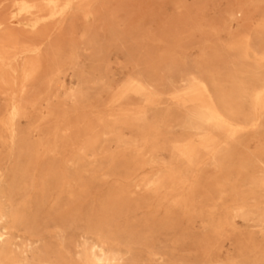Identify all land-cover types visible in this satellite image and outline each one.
I'll return each mask as SVG.
<instances>
[{
	"label": "rangeland",
	"instance_id": "374dc122",
	"mask_svg": "<svg viewBox=\"0 0 264 264\" xmlns=\"http://www.w3.org/2000/svg\"><path fill=\"white\" fill-rule=\"evenodd\" d=\"M14 8L12 0H0V19L41 53L39 71L24 93L15 94L26 110L18 122L21 127L39 123L47 145L53 143L56 126L61 137V177L56 180L50 172L49 155L43 194L31 192L32 201L45 202L41 237L46 258L85 264L83 257L94 240L90 231L99 230L106 248L122 256L120 264H222L233 258L257 263L264 236L254 218L264 209V191L254 181L264 173L263 127L223 145L217 163L207 159L190 171L168 152L146 153L143 159L136 150L145 137L163 144L194 136L185 123L188 110L169 94L192 73H230L247 65L237 51L225 49L227 43L249 38L252 49L263 51L264 0H84L37 31L26 26V17L10 19ZM239 8L244 10L241 16L236 14ZM130 78L158 93L154 105L131 93L114 101ZM13 96L0 87V119ZM137 106L145 114L136 125L106 130L98 121L103 117L110 124V114ZM251 116L247 99L238 117L248 121ZM95 134L96 143L80 152L83 140ZM36 138L30 135L31 141ZM21 151L17 143L12 158L0 161L1 201L14 204L24 198L12 183ZM169 165L183 170L185 178H198L199 186L187 201H175L168 188L154 191L144 185L148 178L165 175ZM240 201L258 204L252 219L232 218ZM222 219L233 225L216 237L213 228ZM24 232L17 226L13 234ZM212 245L216 248L208 252Z\"/></svg>",
	"mask_w": 264,
	"mask_h": 264
},
{
	"label": "bare ground",
	"instance_id": "6f19581e",
	"mask_svg": "<svg viewBox=\"0 0 264 264\" xmlns=\"http://www.w3.org/2000/svg\"><path fill=\"white\" fill-rule=\"evenodd\" d=\"M84 0H12L14 10L10 19L26 17V26L37 31L45 22L65 16L74 4ZM239 8L236 14L243 15ZM90 13H86L88 17ZM0 87L7 88L13 93V98L6 110V116L0 119V146L5 153L0 154V161L12 158L14 147L20 144L21 153L15 164L12 180L14 191L24 196L22 201L12 203L1 201L0 195V264H59L46 258L47 248L42 245L41 232L43 222L44 201H32L31 192L43 194L46 172L44 161L50 155L53 158L51 173L58 180L63 173L60 166L59 128L53 132V143L47 145L39 123L21 127L18 120L26 115V110L16 98V92L24 93L28 83L40 69V47L20 41L18 35L8 31L4 20L0 19ZM225 49L237 51L240 58L248 64L230 73H216L211 75L191 74L190 78L180 87L169 94L170 99L179 107L186 108V125L195 131L193 137L178 138L169 143H152L148 137L143 138L137 147V154L145 158L146 153L155 151L168 152L174 162L185 163L184 171H190L201 165L207 159L218 161L223 154L221 147L228 146L248 131L264 128V50L257 52L251 48L249 38L238 43L231 42ZM21 58V64L17 61ZM143 97L145 104L154 105L158 93L138 78H130L118 91L114 101H118L126 94ZM249 100L251 119L241 121L238 117L243 101ZM143 107L119 108L109 115L110 124L103 117L98 121L104 129L111 130L116 124L136 125L143 120ZM108 125H107V124ZM153 129V127H151ZM157 130H155L156 132ZM32 133L37 134L35 140L30 139ZM97 141V134L83 140L79 150L85 153ZM145 162L140 161L139 165ZM4 171L0 164V184ZM166 182L168 185H166ZM144 185L154 191L168 188L174 192L175 201H187L199 186L198 178L192 180L183 176V170L175 165H169L163 176L148 178ZM254 187L264 191V173L254 181ZM71 197H75L73 193ZM258 204H248L245 201L236 202L232 218L242 220L252 219L253 208ZM256 225L261 226L260 232L264 236V209L255 216ZM232 221L222 219L215 224L213 232L216 237H222L231 230ZM17 226L25 230L22 236L13 234ZM94 240L83 262L85 264H120L122 256L118 252L106 248V237L98 231H90ZM40 244V245H39ZM216 246L207 250L211 252ZM257 263L264 264V252L258 255ZM71 260L68 264H74ZM222 264H250L233 258Z\"/></svg>",
	"mask_w": 264,
	"mask_h": 264
}]
</instances>
